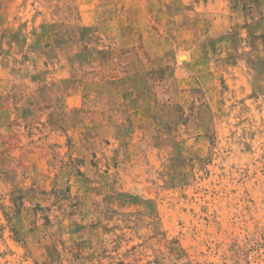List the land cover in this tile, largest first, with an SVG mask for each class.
Masks as SVG:
<instances>
[{
    "label": "rangeland",
    "instance_id": "obj_1",
    "mask_svg": "<svg viewBox=\"0 0 264 264\" xmlns=\"http://www.w3.org/2000/svg\"><path fill=\"white\" fill-rule=\"evenodd\" d=\"M0 264H264V0H0Z\"/></svg>",
    "mask_w": 264,
    "mask_h": 264
}]
</instances>
